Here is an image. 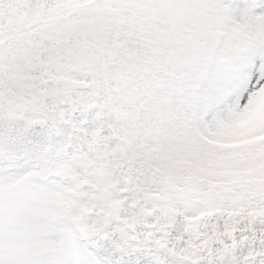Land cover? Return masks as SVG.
I'll use <instances>...</instances> for the list:
<instances>
[{
	"label": "snow or ice",
	"instance_id": "snow-or-ice-1",
	"mask_svg": "<svg viewBox=\"0 0 264 264\" xmlns=\"http://www.w3.org/2000/svg\"><path fill=\"white\" fill-rule=\"evenodd\" d=\"M0 264H264V0H0Z\"/></svg>",
	"mask_w": 264,
	"mask_h": 264
}]
</instances>
